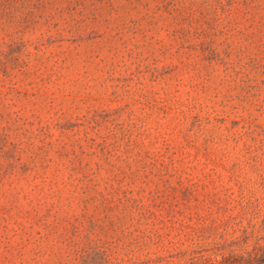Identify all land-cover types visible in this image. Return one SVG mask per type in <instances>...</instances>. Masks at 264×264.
Instances as JSON below:
<instances>
[{"label":"rangeland","instance_id":"1","mask_svg":"<svg viewBox=\"0 0 264 264\" xmlns=\"http://www.w3.org/2000/svg\"><path fill=\"white\" fill-rule=\"evenodd\" d=\"M257 246L264 0H0V264Z\"/></svg>","mask_w":264,"mask_h":264},{"label":"trees","instance_id":"2","mask_svg":"<svg viewBox=\"0 0 264 264\" xmlns=\"http://www.w3.org/2000/svg\"><path fill=\"white\" fill-rule=\"evenodd\" d=\"M193 264H264V246H257L244 255H231L218 263L213 262H194Z\"/></svg>","mask_w":264,"mask_h":264}]
</instances>
